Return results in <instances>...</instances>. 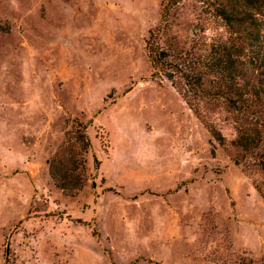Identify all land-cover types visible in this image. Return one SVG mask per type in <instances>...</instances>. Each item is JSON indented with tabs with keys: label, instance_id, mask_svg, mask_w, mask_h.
I'll use <instances>...</instances> for the list:
<instances>
[{
	"label": "rangeland",
	"instance_id": "1",
	"mask_svg": "<svg viewBox=\"0 0 264 264\" xmlns=\"http://www.w3.org/2000/svg\"><path fill=\"white\" fill-rule=\"evenodd\" d=\"M167 1L187 46L201 0H0V264H264L263 176L150 78ZM60 148L82 161L72 194L49 176Z\"/></svg>",
	"mask_w": 264,
	"mask_h": 264
},
{
	"label": "trees",
	"instance_id": "2",
	"mask_svg": "<svg viewBox=\"0 0 264 264\" xmlns=\"http://www.w3.org/2000/svg\"><path fill=\"white\" fill-rule=\"evenodd\" d=\"M171 5L164 3L144 42L150 78L168 82L233 164L255 168L264 178V0H201L187 46L166 33ZM209 25L216 26L214 31ZM213 110H221L233 129L227 142L206 120ZM80 132L75 141L86 149L82 125ZM68 153L60 148L49 163V176L72 194L82 186L83 178L74 173L82 161L73 150ZM92 159L96 168L98 160Z\"/></svg>",
	"mask_w": 264,
	"mask_h": 264
}]
</instances>
